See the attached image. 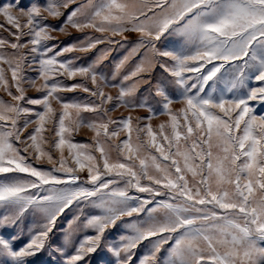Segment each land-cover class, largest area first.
Masks as SVG:
<instances>
[{"label":"snow or ice","instance_id":"6c2138e0","mask_svg":"<svg viewBox=\"0 0 264 264\" xmlns=\"http://www.w3.org/2000/svg\"><path fill=\"white\" fill-rule=\"evenodd\" d=\"M71 5L76 7L59 28L44 23L43 13L59 19ZM0 15L10 25L0 28L12 37L0 36V87L11 98H0V264H30L46 248L63 264H92L98 251L111 257L98 264H264V114L249 103H264V0H12L0 5ZM67 26L111 35L48 45L56 39L52 32H66ZM128 31L138 39L111 79L140 59L119 85L96 70L114 49L86 66L75 65L78 58L61 59L106 42L122 44L111 37ZM157 67L164 74L154 91L158 108L126 99L135 97L141 82L151 83L143 74ZM26 68L37 75L28 76ZM77 76L82 83L60 79ZM37 80L43 81L36 89L42 95L28 97L24 85L36 87ZM250 80L260 86H249ZM105 87H118V96L106 94ZM77 89L95 99L69 102L59 95ZM114 99V107L167 114L170 124L161 123L157 132L150 123L141 126L151 116L135 123L131 116L113 120V109L105 105ZM52 101L61 105L59 113ZM174 102L183 104L178 112ZM83 112L96 118L85 120ZM81 126L94 131L99 157L93 145L73 141ZM121 131L127 138L110 144ZM45 145L60 153L58 161ZM65 149L76 167L66 166ZM112 151L118 153L115 160ZM44 158L51 169L35 165ZM85 169L82 181L76 173ZM162 195L167 199H156ZM73 208L61 243L51 244L58 220ZM141 214L144 219L124 220ZM118 222L125 231L107 239ZM78 230L94 234L74 243ZM25 234L27 242L17 246ZM145 241L150 247L137 256Z\"/></svg>","mask_w":264,"mask_h":264},{"label":"rangeland","instance_id":"374dc122","mask_svg":"<svg viewBox=\"0 0 264 264\" xmlns=\"http://www.w3.org/2000/svg\"><path fill=\"white\" fill-rule=\"evenodd\" d=\"M11 2H12V0H0V5L11 3ZM22 2L25 5H27L29 3H37V4L42 5L45 3V0H22ZM48 2H51V0H48ZM75 7H76V5H71L68 9H61V11L64 12V15L61 16L59 19L48 16V14L46 12L43 13V15L45 17H47V19L44 21V23H47V24H49L55 28H59L64 23V20L66 19L67 14ZM12 11H13L14 15L20 16L18 9L13 8ZM20 21L22 24L25 23L26 17L20 16ZM0 23H4L5 27H10V25L6 24V20H5V17L3 15H0ZM26 30L27 29H25V31ZM12 31H15V29H12ZM52 35L54 37H56V39L48 41V45L59 44L60 47H63L64 45L75 44L79 41H84L85 38L88 36L100 37L102 35L110 36L111 34L110 33L101 34V33L95 32L92 29H85L83 31H77L76 29L72 28L71 26H67L66 32L56 31V32H52ZM0 36L6 37L8 39H12V37L9 36V33L2 28H0ZM111 39L114 41H121L122 44L121 43L108 44L106 42V43L97 45V47L95 49H92L91 51H89L87 53L74 51L72 53L65 54L63 57H61V59L73 60L74 58H78V59H75V65H85L86 66V65L91 64L97 58V56L102 54L103 51L108 50V49H114L113 51H111L109 53L107 59H105L103 61V63H101L97 67L96 70H97V72L104 73L108 77L110 84L119 85L122 77L124 75H126L134 67V65L138 62L140 57L137 56L134 59L130 60L125 65V67L123 69H121L120 74L115 79H111L112 72L115 68V65L119 62V60L123 56H125L128 53L129 49L135 44V42L138 39V33L128 31V32L124 33L123 37L120 35H116V36H112ZM22 51L27 52L28 49H23ZM141 54H143V52ZM3 67L7 70V65H3ZM26 71H27L28 76H30V77L37 75V73L32 71L31 69L26 68ZM6 74L10 79V72L6 71ZM163 76H164V74L162 73V70L159 69L158 67L150 74L149 73L143 74V81H149L150 80L151 83L141 82L140 84L137 85V91L135 93V97L134 98H126V99H130L133 101V103H136V104H141V103L147 102L154 109H157L158 105H157L156 101L159 98L154 97V91H155V87H156L157 82L160 81L161 79H163ZM60 79L63 80L64 84H66V85L79 84V83L83 82V78H81L79 76H77L73 79H66L65 77H60ZM125 83L127 85H131L132 83H134V80H130V81H127ZM42 84H43L42 80L36 81V87H31L28 84H25L24 87L27 90V96L31 97V98H36V97L41 96L42 93L38 92L36 89H37V87H39ZM248 84H249V86H252V87L260 86L259 82H255V81H251V80L248 81ZM88 86L91 87L90 81L88 82ZM12 91L15 92V89L13 88ZM104 91L106 94H110L114 98L117 97L119 94V88L118 87H105ZM59 95L63 98V100L69 101V102H71V101L87 102V101L95 99L94 97H90L88 93L80 91L79 89H77L75 91H63V92H60ZM0 98H3L5 101L11 100V98L4 91L3 87H0ZM117 103L118 102L114 99L111 103L105 105L106 108L113 109L108 114L111 117V119H113V120H118L120 118H125V117L131 116L133 118L134 123H135L136 118H138V117L142 118V117L151 116L150 120H142L140 122L141 126H143L144 124L150 123L153 130H155L157 132L159 131V125L161 123L170 124L169 116L167 114L152 116L147 108H143V107L131 108V107L125 106L123 104H121L119 107H114ZM249 103L255 108L257 114H264V103H261L259 101H250ZM29 107H36L37 110H41V111L43 110L40 106H29ZM52 107L54 109H56L57 113H59L61 111V105L59 103H57L56 101H52ZM182 107H183V104L180 102H174L171 105L173 112H178V110ZM81 115H82V117L85 118V120H93L96 118L95 113L83 112ZM181 122H182V120H181ZM32 127H35V125L30 126V128H29L30 131H31ZM48 127L51 129L52 124H49ZM112 127H115V126L114 125L110 126V128H112ZM166 131L170 132V128L166 129ZM45 135L49 141H51L53 139V134L51 131H49L48 133H45ZM94 135H95V133L93 130L89 129L86 126H81L77 131H74L72 133V139L74 142H77V143H84V144L93 145V154L96 155L97 157H99V153L94 151V147H95L94 141H93ZM126 138H127L126 133L121 131L119 133V136L112 138L111 141H109V143L110 144H118L120 141H122ZM101 139H103V137H101ZM134 139H135V136H134ZM141 139L142 140L145 139L144 134H141ZM160 139H162V138L158 137V140H160ZM213 143H215V140L213 141ZM18 147L23 148V145H18ZM45 147L50 149V145H45ZM213 151L216 152V151H218V149L213 148ZM153 152H154V150H153ZM51 154L54 158V161L59 160L60 153L58 151L51 150ZM64 155H65V157H68L67 149H65ZM156 155H158V154H156ZM111 156H112V159L115 160L118 156V153L116 151H112ZM34 163L37 167L44 168V169H51L53 167V164L49 163L46 158L41 159V160H36V161H34ZM56 166L58 167L59 165L56 164ZM66 166L76 167V165L74 164L71 157H68ZM101 168H102V164H101ZM60 174L62 175V173H60ZM76 174L81 177L82 181L87 179L88 173H87L86 169L84 171L77 172ZM189 179H191V178L189 177ZM144 182L147 183V181H144ZM133 193H134V190H133ZM138 195H140L142 197L147 196V194H138ZM156 199L157 200H165V199H167V197L162 195L160 197H156ZM150 206H152V205H150ZM74 214H75V208H73V210H71V211H67L65 213V215L60 217V219L57 222L56 230L51 235V244L59 245L61 243L62 235H63L62 230L66 229L68 220L71 219V217ZM130 219H132V220L144 219V215L141 214L140 217H136L134 215L132 218H128V217L124 218V220H130ZM27 224H28V221L26 220L25 221V231H26ZM11 231L16 232V231H18V229L14 228V229H11ZM123 231H125V230L120 226V224L118 222V225L115 229H112L110 232L106 233V238L111 240L112 237L117 236L118 234H120ZM93 234L94 233L91 230H87V231L78 230L75 232L74 237H73L74 243H79L83 239L84 236L93 235ZM27 239H28V237L25 234L19 241H17V246L26 243ZM149 247H150V245L148 244L147 241L143 242L139 246V248L137 249V256L143 255L145 252H147ZM165 247H167V246H165ZM66 251L68 254H72L74 249L72 247H69L66 249ZM163 255H164V253L162 252L161 256H163ZM53 256H55V259L50 257L49 250L46 248L43 252L39 253L37 256L29 258L30 264H63V258L61 256H59L55 253H53ZM101 259L110 261L111 257L106 252H99L98 251L96 254H93V256L91 257L92 264H98V262Z\"/></svg>","mask_w":264,"mask_h":264}]
</instances>
